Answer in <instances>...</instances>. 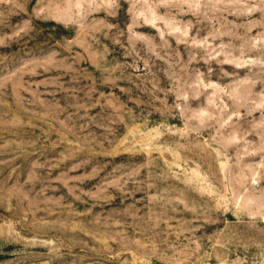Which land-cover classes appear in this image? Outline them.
Masks as SVG:
<instances>
[{
  "label": "rangeland",
  "instance_id": "1",
  "mask_svg": "<svg viewBox=\"0 0 264 264\" xmlns=\"http://www.w3.org/2000/svg\"><path fill=\"white\" fill-rule=\"evenodd\" d=\"M0 264H264V0H0Z\"/></svg>",
  "mask_w": 264,
  "mask_h": 264
}]
</instances>
